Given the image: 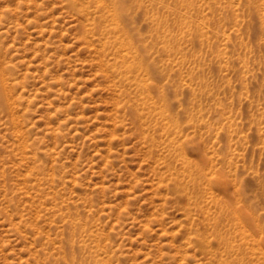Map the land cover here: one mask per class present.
I'll use <instances>...</instances> for the list:
<instances>
[{
	"label": "rangeland",
	"instance_id": "374dc122",
	"mask_svg": "<svg viewBox=\"0 0 264 264\" xmlns=\"http://www.w3.org/2000/svg\"><path fill=\"white\" fill-rule=\"evenodd\" d=\"M139 2L138 77L95 6L0 0V264H264V0Z\"/></svg>",
	"mask_w": 264,
	"mask_h": 264
},
{
	"label": "bare ground",
	"instance_id": "6f19581e",
	"mask_svg": "<svg viewBox=\"0 0 264 264\" xmlns=\"http://www.w3.org/2000/svg\"><path fill=\"white\" fill-rule=\"evenodd\" d=\"M74 4L78 9L86 13L90 10V7L92 5L98 9L102 17L100 28L104 30V34H106V40L104 41V43H110L111 46H116V43L118 44L119 53L122 57L121 63L118 68H120L125 74L129 72H136V76H141V73L144 71V59L143 57H141L139 51L134 48L132 41L133 39L130 36V39L128 38V36H125L127 31L126 26L122 21L123 13H127L126 10L128 9L138 7L140 5L139 0H130L129 2H125V0H74ZM117 32L119 33L117 34ZM110 33H113V35H111ZM143 79V82H139L142 91H144L145 87L147 86V78L143 77ZM161 109L163 110V112L165 111L163 107H161ZM170 121L168 122V126H172L174 128H177L179 126L177 120L171 119ZM176 149L179 155L182 157L185 165H187L190 170H192L193 168L196 175L200 177L201 175L207 174L205 168L202 165L192 162L189 158L186 157V155H184L185 146L183 144L178 143ZM196 177L197 176L194 177L195 181H197ZM220 208L221 215L217 216L214 220L216 226L215 233L218 240L228 247L229 245H231L230 238L223 235L219 228L223 213L225 214V212H227V208H224L223 204H221ZM237 217L239 216L237 215ZM88 262L89 264H100L98 262V259L93 256V253L91 254Z\"/></svg>",
	"mask_w": 264,
	"mask_h": 264
}]
</instances>
